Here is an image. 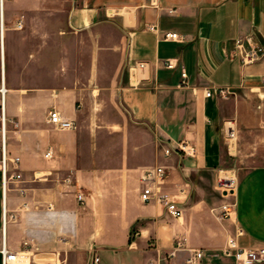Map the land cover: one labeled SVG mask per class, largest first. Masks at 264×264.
Returning a JSON list of instances; mask_svg holds the SVG:
<instances>
[{
  "label": "crops",
  "instance_id": "1",
  "mask_svg": "<svg viewBox=\"0 0 264 264\" xmlns=\"http://www.w3.org/2000/svg\"><path fill=\"white\" fill-rule=\"evenodd\" d=\"M237 41L264 48V0H1L22 181L0 188V245L25 264H186L185 250L165 256L175 240L204 250L197 264H232L219 253L229 238L264 248V163H227L264 161V56L242 64ZM51 110L74 128L50 124ZM181 141L193 155L162 154ZM156 166L181 218L139 198Z\"/></svg>",
  "mask_w": 264,
  "mask_h": 264
},
{
  "label": "built area",
  "instance_id": "2",
  "mask_svg": "<svg viewBox=\"0 0 264 264\" xmlns=\"http://www.w3.org/2000/svg\"><path fill=\"white\" fill-rule=\"evenodd\" d=\"M1 2V0H0ZM154 29L153 27H150ZM164 40H177L176 33H164ZM237 56L242 64H250L257 61L261 56H264V48L261 46H245L241 41L236 42ZM163 65L167 69H173L175 64L171 60H164ZM181 77L185 78V73H181ZM220 94L223 92L220 90ZM211 95L210 91L205 92V97ZM5 90L0 87V188L5 198V193L11 184H16L22 181V174L19 170V158L9 155L7 149V131L10 120L5 114ZM47 121L59 130H68L74 128V123L63 119L57 111L51 110L48 112ZM264 128V122H262ZM161 151L164 156L178 152L183 155L191 156L195 152L194 146L186 141L179 142L175 147L170 148L165 143H160ZM49 153H47V156ZM165 173L164 167L156 166L146 169L142 172L139 182L141 189L139 198L142 202L148 203L157 201L163 205L165 212L172 218H181L183 215L182 209L178 208L171 196L161 190ZM22 192L21 189H19ZM76 201L82 204L84 201L83 195L78 193ZM231 213V205L226 204L221 207V217H228ZM5 225V209L3 210V226ZM185 250L188 253L186 264H197L205 257L204 250L191 249L184 246L180 240H175L173 248L165 254L166 257L172 258L177 251ZM220 255L232 260V264H264V248H244L237 245L234 238L227 239L225 245L219 250ZM26 259L23 254L10 251L5 246L4 236L1 238L0 245V264H25ZM90 264H99V258L93 256ZM147 264H152L148 262Z\"/></svg>",
  "mask_w": 264,
  "mask_h": 264
},
{
  "label": "rangeland",
  "instance_id": "3",
  "mask_svg": "<svg viewBox=\"0 0 264 264\" xmlns=\"http://www.w3.org/2000/svg\"><path fill=\"white\" fill-rule=\"evenodd\" d=\"M41 40H45L47 41L48 40V36L47 34H41ZM228 164L230 165H233V167H239L240 170H245L247 167H251V166H256V165H259L261 163H264V161H258V160H251V161H237V162H233V161H230V162H227Z\"/></svg>",
  "mask_w": 264,
  "mask_h": 264
}]
</instances>
